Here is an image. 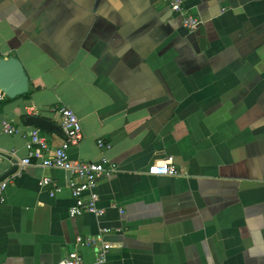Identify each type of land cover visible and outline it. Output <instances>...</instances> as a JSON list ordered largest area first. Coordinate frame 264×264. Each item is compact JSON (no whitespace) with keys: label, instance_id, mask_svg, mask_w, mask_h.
<instances>
[{"label":"crops","instance_id":"1","mask_svg":"<svg viewBox=\"0 0 264 264\" xmlns=\"http://www.w3.org/2000/svg\"><path fill=\"white\" fill-rule=\"evenodd\" d=\"M184 2L196 30L170 0H0V54L20 58L30 80L0 100V176L12 167L2 153L28 156L2 122L39 128L55 148V105L80 119L73 159L118 167L95 189L102 216L70 215L67 170L33 160L10 176L0 264H57L73 251L99 264L77 238L103 228L102 264H264V0ZM33 114L55 127L29 123ZM168 158L179 173L156 174ZM45 176L61 190L41 186Z\"/></svg>","mask_w":264,"mask_h":264},{"label":"built area","instance_id":"2","mask_svg":"<svg viewBox=\"0 0 264 264\" xmlns=\"http://www.w3.org/2000/svg\"><path fill=\"white\" fill-rule=\"evenodd\" d=\"M171 10L183 18V24L191 30H196L202 21L199 17L189 12L184 0H170ZM6 94L0 89V100H3ZM34 107H30L29 114H32ZM52 111L57 113L61 120V130L64 138L62 143L51 148L48 139L41 134L39 128L34 127L28 131H21L13 121L5 119L2 122L1 132L13 135L21 133L26 140L28 156L19 160V168L15 174H21L26 167L32 164L33 160H38L43 166L50 168H62L71 171L74 177L69 182L71 192L75 198V204L69 209L71 216L82 215L84 213H93L102 216L105 209L98 206L99 196L95 192L98 181L101 176L113 175L118 167L117 164L103 157L100 161L75 160L71 157V147L76 145L82 138V126L76 112L66 105H55ZM98 146L103 149H109L112 144L100 138ZM154 172L159 175H177L179 170L173 163L172 158L157 162L154 166ZM41 186L52 184L54 186V195L61 190L52 177L45 176L41 182ZM8 187V179L0 181V205L6 201V189ZM109 228H103L96 236L83 238L79 236L77 243L81 246L96 247L98 250L97 263L102 264L107 260L112 244L104 240L105 233L109 232ZM57 264H86L83 257L77 251L70 254L59 261Z\"/></svg>","mask_w":264,"mask_h":264},{"label":"water","instance_id":"3","mask_svg":"<svg viewBox=\"0 0 264 264\" xmlns=\"http://www.w3.org/2000/svg\"><path fill=\"white\" fill-rule=\"evenodd\" d=\"M0 89L9 98L17 97L29 91V76L20 58L16 56L5 58L0 54ZM27 121L47 129L55 127L51 121L36 114L29 115ZM2 155L11 160L12 167L0 176V181L8 179L19 168V160L16 157L8 153H2Z\"/></svg>","mask_w":264,"mask_h":264}]
</instances>
